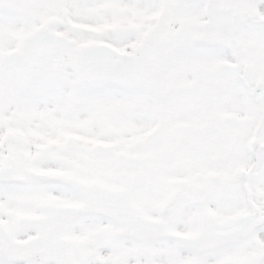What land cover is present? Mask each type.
Here are the masks:
<instances>
[{"label": "snow or ice", "instance_id": "6c2138e0", "mask_svg": "<svg viewBox=\"0 0 264 264\" xmlns=\"http://www.w3.org/2000/svg\"><path fill=\"white\" fill-rule=\"evenodd\" d=\"M0 264H264V0H0Z\"/></svg>", "mask_w": 264, "mask_h": 264}]
</instances>
